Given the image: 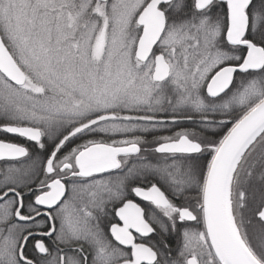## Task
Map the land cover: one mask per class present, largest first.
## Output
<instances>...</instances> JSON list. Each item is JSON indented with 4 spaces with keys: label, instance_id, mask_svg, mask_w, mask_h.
<instances>
[{
    "label": "snow or ice",
    "instance_id": "6c2138e0",
    "mask_svg": "<svg viewBox=\"0 0 264 264\" xmlns=\"http://www.w3.org/2000/svg\"><path fill=\"white\" fill-rule=\"evenodd\" d=\"M0 264H264V0H0Z\"/></svg>",
    "mask_w": 264,
    "mask_h": 264
}]
</instances>
